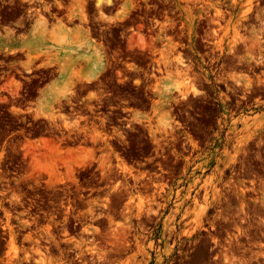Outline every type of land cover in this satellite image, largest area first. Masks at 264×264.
<instances>
[{"label":"rangeland","instance_id":"1","mask_svg":"<svg viewBox=\"0 0 264 264\" xmlns=\"http://www.w3.org/2000/svg\"><path fill=\"white\" fill-rule=\"evenodd\" d=\"M74 17L79 52L39 25L51 45L27 55L58 69L57 96L53 73L27 114H0V264H264V0H71ZM99 89L133 112L110 138L66 114Z\"/></svg>","mask_w":264,"mask_h":264},{"label":"flooded vegetation","instance_id":"2","mask_svg":"<svg viewBox=\"0 0 264 264\" xmlns=\"http://www.w3.org/2000/svg\"><path fill=\"white\" fill-rule=\"evenodd\" d=\"M70 6L71 0H0V104L4 106L0 110V114L3 112L10 113L12 109L19 110L22 114H27L28 106L35 104L36 100L41 97L42 92L48 90L47 86L51 81L50 78L53 77V73H55V96H57L60 79L58 69L42 66V60L39 58L28 64V53H36L42 47H30L26 43L31 37L40 36L45 38L44 32L40 29L39 25H46L50 29L53 26L62 24L65 26L64 28L70 30L77 29L81 25L77 18L74 17L70 22L68 21ZM97 7L96 3H92L87 9V28L89 29V34L93 35L91 37L93 39L101 38V36L97 35L100 27H98V24H95L97 23ZM147 7L152 8L151 5ZM115 8L116 6L113 5L110 9L112 16L116 14L117 9L115 10ZM142 11L141 8L135 11L137 12L135 14L136 25L146 32L156 29L157 21L153 16L144 18L141 16ZM149 11L151 12L152 9H149ZM162 12L164 14H171L170 6ZM141 20H143L142 23H140ZM113 27L122 28L119 25ZM121 34L122 32L119 31L117 35L118 39L123 38ZM118 51L121 56L125 53L123 49ZM150 53L147 52L146 54L149 56ZM146 59L149 60V63L144 67L149 66L151 70H155L153 64H151L150 57H146ZM118 61L119 70L123 72L126 66L124 59L119 58ZM114 66V64L109 62V64L105 65L102 74L111 73L113 70L111 68ZM92 67L97 69L96 64ZM135 71L139 72L143 77H151L153 75V73L146 74L144 69L139 66ZM98 76H101V73ZM93 86L97 87V85ZM100 91V89L97 90L94 96L90 98L83 95L79 96L77 100L65 103L66 114L71 118L77 117L81 121L85 120V124L95 125L100 134H110L108 136L110 138L113 130L117 129L122 124V121L127 120L124 114L126 117H131L133 112L129 113V110L123 105L103 106L102 102L98 100L103 98L104 95L109 94H101L99 93ZM123 103L124 101L121 102V104ZM11 104H16L17 107H13ZM55 104L57 105V103ZM55 111H58L57 106ZM114 123L115 125H113ZM89 127L90 130H93L91 126ZM116 144L121 146L118 141H116ZM121 150H124V148H121ZM115 153L118 154L117 151ZM130 162L135 167L144 165L143 162L135 160H131ZM90 195L91 193H87L83 197L87 198Z\"/></svg>","mask_w":264,"mask_h":264},{"label":"crops","instance_id":"3","mask_svg":"<svg viewBox=\"0 0 264 264\" xmlns=\"http://www.w3.org/2000/svg\"><path fill=\"white\" fill-rule=\"evenodd\" d=\"M73 30V31H72ZM75 32V29H71V31L67 30V28H59L55 30V49L59 51L62 55L69 54L72 50L77 51V45L74 43L72 45L69 40L74 39L72 37V34ZM61 40H66L61 42ZM30 47H49L51 43L47 42L45 38L43 37H31L27 43ZM79 52V51H77ZM97 59L94 55L90 56L89 63L86 66V71L88 73H96L99 68V64L96 62ZM97 65V69L93 68V65ZM70 67L66 66L65 71H69ZM102 70V69H100ZM59 87H60V79H59Z\"/></svg>","mask_w":264,"mask_h":264},{"label":"bare ground","instance_id":"4","mask_svg":"<svg viewBox=\"0 0 264 264\" xmlns=\"http://www.w3.org/2000/svg\"><path fill=\"white\" fill-rule=\"evenodd\" d=\"M83 18V17H82ZM214 33V32H213ZM53 47V46H52ZM178 59V58H177ZM176 60V59H175ZM179 61V63L181 62V59H179L178 60ZM189 69V68H188ZM177 70V69H176ZM176 72V71H175ZM178 72V71H177ZM180 73V72H179ZM179 73H177V74H179ZM186 73V72H185ZM183 74V73H182ZM181 75V74H180ZM182 76V75H181ZM184 76V75H183ZM179 78H180V76H179ZM183 78V77H182ZM186 80V79H185ZM182 81V80H181ZM186 81H188V80H186ZM185 82V81H184ZM188 84V83H187ZM185 86V85H184ZM179 85H175L174 86V89L175 90H177V91H179ZM182 87V86H181ZM192 92H194V90H193V88H192V90H191ZM179 93V92H178ZM194 93H196V92H194ZM180 94V93H179ZM181 96H182V98L185 96L184 94H182L181 93ZM160 120V119H159ZM168 121H166V123H167ZM40 140L41 139H36V140H34L35 142H36V144H37V146H38V144L40 145ZM43 140V143H44V139H42ZM46 143V142H45ZM52 153V152H51ZM55 154H58V153H56L55 152ZM51 156V155H50ZM55 157H56V155H54ZM52 158V157H51ZM50 158V159H51ZM57 158V157H56ZM55 158V159H56ZM59 158V157H58ZM61 159V158H60ZM87 163L88 162H86V161H83V162H81V163H78L76 166H77V168H79V169H81V168H83V167H85L86 165H87ZM141 203H142V201H141ZM140 203V204H141ZM11 251H13V253L15 254L16 252V247L14 246V243H13V238L11 237ZM7 253H9V252H7ZM15 256V255H14ZM7 257V256H6ZM43 263V262H42ZM7 264V263H6ZM10 264V263H9Z\"/></svg>","mask_w":264,"mask_h":264}]
</instances>
